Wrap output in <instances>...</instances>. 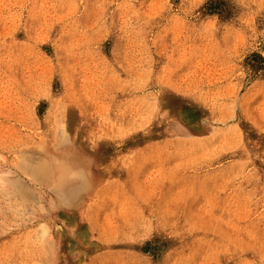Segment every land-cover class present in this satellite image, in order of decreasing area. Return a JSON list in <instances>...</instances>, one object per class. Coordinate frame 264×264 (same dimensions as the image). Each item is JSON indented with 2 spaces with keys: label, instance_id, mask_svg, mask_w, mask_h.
I'll list each match as a JSON object with an SVG mask.
<instances>
[{
  "label": "rangeland",
  "instance_id": "rangeland-1",
  "mask_svg": "<svg viewBox=\"0 0 264 264\" xmlns=\"http://www.w3.org/2000/svg\"><path fill=\"white\" fill-rule=\"evenodd\" d=\"M0 264H264V0H0Z\"/></svg>",
  "mask_w": 264,
  "mask_h": 264
}]
</instances>
